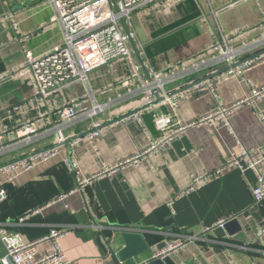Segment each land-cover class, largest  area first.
Segmentation results:
<instances>
[{
    "label": "crops",
    "instance_id": "obj_1",
    "mask_svg": "<svg viewBox=\"0 0 264 264\" xmlns=\"http://www.w3.org/2000/svg\"><path fill=\"white\" fill-rule=\"evenodd\" d=\"M230 3L173 0L160 10L135 13L136 42L143 46L147 69L163 71L182 62L187 64L223 37L232 39L230 45L235 50L251 48L264 36V0ZM7 13L13 14L12 22L0 21V131L34 119L47 109L33 100L34 83L29 71L20 75L17 70H26L27 52L42 55L63 42L61 27L52 22L54 11L46 0H0V18ZM246 60L239 65L241 72L230 75L231 68L212 76L211 86L190 87L188 97L181 99L184 121L210 118L137 160L136 155L150 147L151 139L162 135L154 124L153 112L169 113V105L156 102L142 120L123 123L119 118L133 111L140 99L125 100L66 131L68 142L59 145L56 159L12 181L0 174V185L8 191L7 200L0 206V220L25 241H38L40 255L53 249L52 241L44 240L52 230L67 231L60 241L75 264H120L112 257L109 243L118 230L136 225L132 229L143 232L154 250L162 241L194 237L173 256L178 264H264V239L256 236L258 227L264 224V202L258 205L254 201V172L227 167L179 197L190 186L193 175L215 172L233 152H239L238 140L247 148L264 144L260 117L264 113V93L254 96L255 90L264 88V44L239 55L233 64ZM233 64L216 65L170 86V91L174 93ZM130 72L131 65L121 61L92 71L89 84L97 92L98 101H115L120 95L126 98L129 88L120 83ZM138 84L132 82L131 88ZM86 95V87L76 84L49 103L54 109ZM89 104L86 101L85 105ZM221 108L230 110L227 120L213 116ZM96 122L104 132L89 139L87 134ZM77 139L79 142L71 147L70 142ZM45 143L36 149L52 147L53 140ZM67 155L78 161V176L63 162ZM11 157L0 160V164ZM106 166L114 168L103 177L93 178ZM80 181L86 182L79 185ZM238 213L241 215L236 220L219 227V234L214 232L213 227L221 220ZM27 214L30 217L19 222ZM5 254L0 241V258ZM153 255L146 252L137 261ZM0 264L12 263L0 260ZM124 264L134 263L130 260Z\"/></svg>",
    "mask_w": 264,
    "mask_h": 264
},
{
    "label": "built area",
    "instance_id": "obj_2",
    "mask_svg": "<svg viewBox=\"0 0 264 264\" xmlns=\"http://www.w3.org/2000/svg\"><path fill=\"white\" fill-rule=\"evenodd\" d=\"M53 8L52 22L61 27L63 42L54 46L42 55H34L32 52L25 54V69L19 68L20 75L29 71L34 83L33 100L38 105H45L47 109L34 119H27L18 124L0 131V160L8 156L10 159L0 164V174L7 175L10 181L19 175L31 171L36 167L56 159L60 155L59 145L68 142L66 131L75 129L80 123L93 119L107 109L135 98L140 99L133 111L127 113L121 122L127 123L132 119L142 120L147 109L154 107L157 95L161 103L169 105L171 112H153L154 124L161 136L151 139L150 147L138 153L134 160L143 154L157 151L168 141L180 136L188 127L197 125L199 122L210 117L201 119L199 122H186L180 114L181 99L187 98L190 89L177 93L170 91V86L182 84L191 79L195 74L202 73L219 64H233L239 55L248 51H256L264 44V36L256 39L251 48L242 51L235 50L230 45L232 39L223 37L218 40L209 50L192 57L187 64L179 63L163 71L148 70V78L142 65L137 61L131 39L139 50L143 46L138 40L133 25V15L141 10H160L162 5H171L173 0H46ZM239 0H230V5ZM13 14L7 13L0 21L12 22ZM129 33L127 32L123 21ZM16 28V27H15ZM142 54V53H141ZM126 62L131 65V72L121 81L123 87L129 88L126 98L119 96L115 101L99 102L96 93L89 84V74L103 66L117 62ZM241 67L232 68L230 75L241 72ZM138 81L135 88H131L132 82ZM82 84L86 87L87 95L74 98L69 102L59 104L54 109L50 100L61 94L64 90ZM211 86L209 79L196 84L195 87ZM183 88L182 86L180 89ZM172 93V94H171ZM262 90H255L254 96L261 97ZM123 98L121 101L120 99ZM88 101L89 107L85 105ZM230 110L221 108L213 116H222L226 120ZM58 117V120L57 118ZM264 122V113H260ZM100 123H94V129L87 134L93 139L104 132ZM53 140L52 147L36 149L40 143ZM79 140L70 142L71 147ZM239 152H233L226 159L223 166L215 172H205L193 175L190 186L180 193L179 197L188 195L191 191L205 183L210 178L220 175L227 167H236L242 173L252 171L256 176V183L252 186L254 201L258 205L264 202V144L259 147H245L239 140ZM46 144V143H45ZM17 157V154H21ZM25 152V153H24ZM63 162L76 176L79 175V163L72 156L67 155ZM114 167L106 166L105 169L93 178L103 177ZM89 180H92L89 179ZM86 181H80L79 185ZM8 198V191L0 185V206ZM170 205H173L171 201ZM30 214L19 219L24 222ZM227 219L220 221L223 227ZM67 231L54 229L44 240H51L53 249L40 255L36 249L38 241H25L20 233L11 231L0 220V241L4 244L6 254L0 258L12 264H75L70 260L61 245V238ZM258 239H264V224L257 229ZM188 240H172L167 242L166 248L156 251L152 257L165 258L174 256L184 249Z\"/></svg>",
    "mask_w": 264,
    "mask_h": 264
},
{
    "label": "water",
    "instance_id": "obj_3",
    "mask_svg": "<svg viewBox=\"0 0 264 264\" xmlns=\"http://www.w3.org/2000/svg\"><path fill=\"white\" fill-rule=\"evenodd\" d=\"M123 23L125 25L127 32L129 33V30H128L124 21H123ZM131 44H132L134 53L136 54L140 64L143 67L145 74L148 75V69L146 67L145 60L142 57L141 51L139 50L138 46L136 45V43L133 39H131ZM256 57H257V55L253 56V58H251V59H254ZM251 59H248V60H251ZM248 60L239 61L236 64L226 66L222 70H220L219 72L214 73L213 75L206 76L203 79H200L195 83L184 86L180 90L174 92V94L179 92V91L193 87L196 84H199V83L209 79L212 76L218 75L219 73L226 72L231 68H234L236 66L241 65L244 62H247ZM161 100L162 99L160 97H158V95H157V102H159ZM126 116L127 115H124L123 117H120L119 119L125 118ZM240 215H241V213H238L235 216L227 219L224 226H227L231 221L236 220ZM137 226L138 225H136L134 227L132 226V227L127 228V229L118 230V232L113 236L112 242L109 243V249H110V253H111L112 257H114V259H116L120 264H124L125 262L130 261V260H133L134 264H178V262L176 261V259L173 256L172 257L168 256L165 258L149 257L146 260L142 261L141 263H138L137 260L140 259V256L142 254H144L146 252H150V251L152 252V254H154L156 251H161L164 248H166L167 242L162 241V242L158 243V245L155 247V250L151 249V246L149 244L148 239L145 237V234L143 232L138 231L137 229H132V228H136ZM219 227H220L219 225H217V227H213V230L216 234H219V231H221V228H219ZM188 263L189 262L183 263V264H188ZM196 264H199V263L196 262Z\"/></svg>",
    "mask_w": 264,
    "mask_h": 264
}]
</instances>
